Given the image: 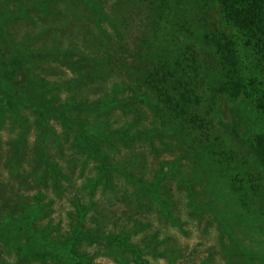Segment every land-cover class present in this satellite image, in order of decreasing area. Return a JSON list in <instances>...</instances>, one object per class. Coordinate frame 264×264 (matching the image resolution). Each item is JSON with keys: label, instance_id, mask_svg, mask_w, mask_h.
Listing matches in <instances>:
<instances>
[{"label": "rangeland", "instance_id": "374dc122", "mask_svg": "<svg viewBox=\"0 0 264 264\" xmlns=\"http://www.w3.org/2000/svg\"><path fill=\"white\" fill-rule=\"evenodd\" d=\"M174 1L191 8L186 15L187 37L229 40L237 49L243 78L258 75L254 53L244 47L217 5ZM41 3L0 5V72L3 62L10 70L14 57L24 60L12 79L0 74V264H43L28 241L33 229L64 239L81 221L87 229L100 230L104 239L133 225L124 215L126 203L114 199L133 188L114 173L118 189L92 187L90 178L105 173H99L98 161L90 158L80 131L91 140L105 141L111 162L133 160L137 182L157 183L154 189L167 192L172 200L174 222L162 217L155 204L153 213L140 214L143 229L129 238L151 264H264V117L234 97L229 120L216 132L236 155L231 167L199 159V154L183 156L176 138L141 132L139 123L147 121H135L131 107L108 115L95 110L97 82L90 62L78 49L65 60L50 50L55 42L63 49L82 48L84 34L91 39L100 25L107 27L120 12L132 26L131 37L142 38L137 30L141 14L119 0ZM123 26L125 21L120 28L114 23V28ZM74 68L86 76L80 77ZM127 124L132 127L121 132ZM109 181L104 184L112 186ZM189 193L196 206L213 203L216 217L209 208L202 213L195 206L189 208ZM78 204L88 205L83 218L76 212ZM220 221L227 227L222 228ZM102 238L80 247L90 263L136 264L131 254ZM45 264L57 263L49 259ZM59 264L71 263L63 259Z\"/></svg>", "mask_w": 264, "mask_h": 264}, {"label": "trees", "instance_id": "16d2710c", "mask_svg": "<svg viewBox=\"0 0 264 264\" xmlns=\"http://www.w3.org/2000/svg\"><path fill=\"white\" fill-rule=\"evenodd\" d=\"M24 1L42 4V0H0V5ZM119 1L125 6L129 5L133 13L141 14L142 20L137 30L142 38L131 37L132 26L124 19L125 13L120 12L116 18L109 19L107 27L100 25L91 39L84 34L82 48L69 45L63 49L55 42L50 50L65 60L67 55L78 49L81 58L90 62L91 75L97 82L93 88L96 98L93 104L90 103L95 110L108 115L115 110L123 111L131 107L132 112L136 113L135 121H147L139 123L141 132L171 136L180 142L183 156L192 158L199 154V159L207 157L222 166L231 167L229 164L236 160V155L216 134L217 127L230 118L231 106L235 103L231 99L236 97V102L241 100L264 117V0H206L221 9L228 25L241 35L244 47L254 53L260 72L248 79L242 76L234 43L209 35L198 37L196 41L187 37L189 21L186 15L191 8H183L174 0ZM122 21H125V26L118 29ZM114 23L119 27L114 28ZM207 54L211 55V60L206 59ZM130 56L137 58L127 63L126 59ZM3 65L5 68L0 74L10 80L23 67L24 60L19 56L14 57L13 62L9 63L10 70L6 68L8 64L3 62ZM72 71L79 72L80 77L86 76L84 71L75 68ZM140 106L145 107L142 109ZM131 127L127 124L121 132ZM79 136L86 140L85 144L92 154L90 158L98 161L96 168L99 173H105L90 178L94 189L98 186L118 189L113 182V173L133 188L120 197L114 196L116 201L126 203L124 215L133 225L129 228L123 226L125 228L121 230L120 227L115 235L110 234L104 239L100 230L87 229L81 221L64 239L51 236L49 230L40 234L33 229L28 241L36 248L34 257L43 264L49 259L56 260L57 264L63 259L71 264H92L80 247L85 242L94 243L102 238V242L105 240L108 244H115L123 252L131 254L134 263L151 264L140 247L131 243L129 238L143 229L144 225L139 219L141 213H153L155 204L160 206L157 210L162 217L173 221L170 209L172 200L167 192L154 189L157 183L137 182L138 170L133 160L111 162L103 145L105 141L91 140L84 137L81 131ZM216 169H213V173ZM168 174H174L173 167ZM104 179L110 180L112 186H106ZM215 190V194L219 193V189ZM207 195H210L209 191ZM188 198L189 208L195 206L199 213L209 208L216 217L213 203L196 206L191 193ZM87 206L77 205L76 212L80 217L83 218ZM220 225L227 227L222 221Z\"/></svg>", "mask_w": 264, "mask_h": 264}]
</instances>
